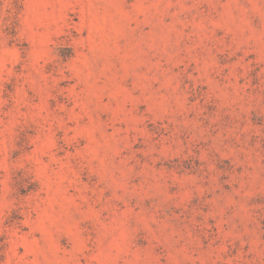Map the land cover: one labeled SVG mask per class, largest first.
Here are the masks:
<instances>
[{
	"label": "rangeland",
	"instance_id": "obj_1",
	"mask_svg": "<svg viewBox=\"0 0 264 264\" xmlns=\"http://www.w3.org/2000/svg\"><path fill=\"white\" fill-rule=\"evenodd\" d=\"M0 264H264V0H0Z\"/></svg>",
	"mask_w": 264,
	"mask_h": 264
}]
</instances>
